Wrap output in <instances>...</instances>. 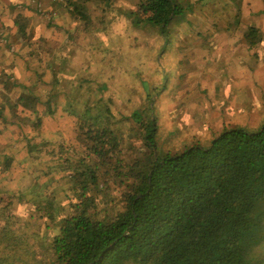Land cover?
Here are the masks:
<instances>
[{
	"label": "trees",
	"instance_id": "trees-1",
	"mask_svg": "<svg viewBox=\"0 0 264 264\" xmlns=\"http://www.w3.org/2000/svg\"><path fill=\"white\" fill-rule=\"evenodd\" d=\"M86 1L65 4L80 15ZM238 8L234 22L217 19L215 26L239 33L241 4ZM185 9L179 0H138L134 18L137 26L150 23L160 35L176 18L185 26ZM242 36L249 49L264 42L256 23ZM3 83L0 118L9 123L3 112L10 108L15 119L30 120L37 134L32 139L23 132L22 159L9 148L0 150V264H264V125L257 132L225 127L207 146L195 142L164 151L150 97L124 118L125 131L133 125L127 138L117 128L121 119L111 108L112 97L105 95L98 108L96 102L82 115L81 148H55L40 130L43 111L57 113L58 93L44 102L33 94L15 100L9 93L17 83L9 78ZM47 144L52 149L50 161L42 163L45 176L57 154L58 170L68 172L60 200L58 186L47 184L42 192L39 183L33 190L31 183L28 188L11 182L14 167L39 162ZM18 205L31 208L27 226L44 219L39 243L18 225Z\"/></svg>",
	"mask_w": 264,
	"mask_h": 264
},
{
	"label": "rangeland",
	"instance_id": "rangeland-1",
	"mask_svg": "<svg viewBox=\"0 0 264 264\" xmlns=\"http://www.w3.org/2000/svg\"><path fill=\"white\" fill-rule=\"evenodd\" d=\"M23 1L25 5L28 1L26 8L22 9V2H19L20 6L17 8L33 14L34 21L44 23L50 36L41 35L39 31L34 32L31 35V45L34 50L39 48V51L20 61L17 54L25 48L21 37L14 38L12 31L0 35V44H3L0 48L4 47L6 50L0 63L3 66L5 63L8 65L17 61L14 68L19 71L14 74L17 75L16 78L21 76L23 82L16 81L17 86L12 88L14 92L10 94L13 99L16 100L21 94H33L44 102L51 93H58L54 97L58 104L55 112L58 114L50 117L42 110L45 117L40 130L46 137L45 141L54 140L55 148L58 145L73 147L75 150L81 148L78 125L82 115L86 108L94 109L93 104L96 102L98 108V99L105 95V98L112 97L111 108L121 119L117 128L127 138L133 125L129 124L130 129L125 131L128 121L124 118L128 117L133 108L144 102L146 104L150 97L157 119L156 138L160 149L164 151H181L195 142L207 146L211 141L202 142L206 138L202 132L207 128L214 137L217 134L213 130L219 124L230 127L229 124L233 123L231 127L245 128L251 132H257L264 125V42L253 49L244 45L243 48H238L237 53L238 59L247 60L249 64L253 62L251 70L255 85L250 103V106H254L253 109L246 107L240 110L241 107H236L240 94L237 88L234 89L233 83L228 85L229 92L223 98L218 96L219 91L230 80L228 75L218 78L217 82L213 79L221 75L222 70L228 69V51L226 48L218 49V40L226 33L223 28L215 25L220 24L221 20L234 22L237 11L235 7L238 8L241 4L242 12H245L244 16L241 15L242 27L256 23L264 34V0H179L186 8L185 26H182L180 18H176L164 33L158 35L154 26L142 23L140 27L143 35L134 44L138 49L136 60L131 51L133 44L124 39L126 34H123V40L122 35L117 40L118 35L113 26L122 20H131L137 25L134 9L138 0H106L100 4L95 0H88L84 4L88 9L85 8L83 14L80 13L74 18L67 14L65 19L64 12L69 10L64 5L65 0ZM253 1L254 7L250 9ZM246 4L247 9L244 7ZM60 8L63 10V18H50L54 9ZM224 16L227 18L223 19ZM59 21L63 23V28L59 27ZM114 21L116 22L113 23ZM129 35L132 38L133 34ZM183 35L185 43L180 44ZM191 107H194L195 112ZM39 108L43 109V106ZM3 113L10 121L8 123L3 117L0 118V150L9 148L8 151L13 150L18 159H22L26 154L22 153L26 139H33L37 132L31 126L30 120L23 123L15 119L10 108H6ZM192 116H198L199 119L189 122L190 117L194 118ZM11 121L23 125L18 126ZM23 132L27 134L24 142L21 139ZM135 132L132 129L131 133ZM51 133L56 137L51 138ZM194 134H201L200 140ZM49 146L47 144L45 147L42 156L44 158L39 162L32 161L30 164L24 161L17 164L12 170L11 182L13 187H28L31 183L33 190L39 183L37 190L42 192H46L47 184L58 186L60 200L64 197L63 189L68 188V183L62 177L68 172L58 170L60 167L57 154L55 161L49 164L52 173L45 176L47 168L42 163L50 161L48 157L52 148ZM128 155L133 157L134 153L130 150ZM17 211L21 212L18 214L21 216L18 225L33 233L36 243H39L43 239L41 236L45 227L44 219L37 220L34 227L31 224L27 226L30 206L18 205Z\"/></svg>",
	"mask_w": 264,
	"mask_h": 264
},
{
	"label": "crops",
	"instance_id": "crops-1",
	"mask_svg": "<svg viewBox=\"0 0 264 264\" xmlns=\"http://www.w3.org/2000/svg\"><path fill=\"white\" fill-rule=\"evenodd\" d=\"M95 1L98 2L99 4L102 2H105V1H100V0H95ZM19 2H22V4H21L22 9H23V7L26 8L28 1H26V5H25V2L23 0H0V32H2V33H0V35L3 36L5 33H9L10 31H12L14 34L12 36L14 38H18L19 36L21 37V39L23 41L22 45H25L24 46L25 48L23 51L21 49V52L17 54V57L20 61H22L23 58L27 59L28 57H30L31 55L32 56L35 55V53H37L39 51V48L34 50L32 45H31V43L33 41V36H31V35H34V32L39 31L40 32L39 34H41V35L43 34L44 36L45 35L50 36V34H48V32H47L48 27L44 23H42V22L38 23V21H34L33 14L25 13V11H23L22 9L19 10L17 8L18 6H20ZM245 2H247V0H245ZM247 4L244 6L246 9H247ZM64 5H66V4H64ZM251 5H250V9L252 7H254V5L252 3H251ZM66 7L69 9V7L67 5H66ZM85 8L88 9V7H85ZM235 8L237 9V7H235ZM243 10H244V8H243ZM26 11H27V9H26ZM67 14L72 16V18H74V16L77 17L79 13H77V12L74 13L73 9H69V10L66 9V11L64 12V16H65L64 19L68 17ZM242 14L244 16L245 12H242ZM62 15H63L62 8H60L59 10L54 9V12L51 13L50 18L51 17L63 18ZM92 18H94V17H92ZM115 22L116 21H114L113 23H115ZM59 24H60L59 27H61V28L64 27L62 22L59 21ZM121 26L122 27L124 26V29H122ZM113 27L115 29V33L117 32V35H118L117 40H118L120 35H122V40H123V34H126V36H124V39L126 41H130V43L133 44V46H132L133 48L131 49V51L133 52L134 60H136L138 49L135 48L136 45L134 47V44H136V42H138V41H136L137 38H139V40H140L141 35H143L142 28L140 27V25L137 26V25L133 24L131 20H126V21L122 20V22L116 23ZM221 28H223L225 30L226 34L223 36H220V39L218 40V43H219L218 49L226 48V50L228 51V55L226 58V60H227L226 66H228V69L222 70L221 75L216 76V78L213 77V79H215L214 81L217 82L218 78H221L222 76L224 77V75H228L230 80H228L226 82V86H223L224 88L221 91H219L218 96L223 98L222 96H224L225 94H227L229 92L230 86H228V85H231L233 83L234 89L237 88L239 90V94H240V97H239V100L237 101L236 107H241L240 110H242V108L246 109V107H252V109H253L254 106H250V103H252L251 92L254 91V85H255L254 84L255 83L254 76H253V73L251 70L253 68V62L249 64L247 60L243 61L241 58L238 59V55H237L238 50H239L238 48H243L244 45L247 46V43L242 36L243 30L246 28L241 27L239 29V33H238V29L235 31H232L234 29L226 30L225 27H221ZM6 29H7V31H5ZM130 31H133V33H131ZM153 32L155 33V31H153ZM129 34H133L132 38ZM220 34H221V32H220ZM234 34H236V35H234ZM7 35H9V34H7ZM184 43H185V35L182 36V40H181L180 44H184ZM222 43L224 45H220ZM1 46H3V44H0V47ZM5 52H6V50L4 49V47L0 48V62L2 61V58L5 57ZM229 56H231V57H229ZM16 62L17 61H14L12 63H8V65L5 63V64H3V66L0 63V103L4 100V98H3L4 95L2 93L7 92V90L5 88V84L3 83L4 81H6L9 78V81H12L15 83H16V81L18 83L23 82L22 81L23 78L21 76H19L18 77L19 79H18V78H16L17 75L14 74V72L18 73V71H19L18 68H16V67L14 68V66H15L14 63H16ZM41 81H43V80L41 79ZM244 81L246 83H243ZM13 90L10 91L9 95L12 92H14ZM248 90H249V92H248ZM193 108L194 107H191V109H193ZM193 111L195 112V109H193ZM192 117H194V116H192ZM197 117H194V118L190 117L189 122L195 121V119H199ZM232 125H234V124L233 123L229 124L230 127ZM225 127H228V126L227 125L223 126V124H219L217 126V128H215L213 131L216 134H219L220 132L223 131V129ZM196 131H198V130H196ZM204 133H205L204 136L206 138L202 139V142H205V143L210 142L213 139L211 132L209 130H207V128H206V131L202 132V134H204ZM200 135L201 134H194L193 136H196L200 140V138H201Z\"/></svg>",
	"mask_w": 264,
	"mask_h": 264
}]
</instances>
